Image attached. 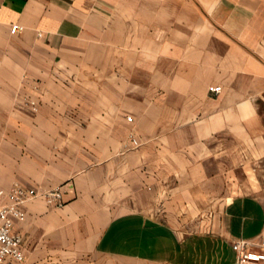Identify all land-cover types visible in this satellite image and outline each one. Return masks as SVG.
<instances>
[{"label": "crops", "instance_id": "crops-1", "mask_svg": "<svg viewBox=\"0 0 264 264\" xmlns=\"http://www.w3.org/2000/svg\"><path fill=\"white\" fill-rule=\"evenodd\" d=\"M13 183L63 201L23 205L15 264H236L264 234V0H0Z\"/></svg>", "mask_w": 264, "mask_h": 264}, {"label": "built area", "instance_id": "built-area-1", "mask_svg": "<svg viewBox=\"0 0 264 264\" xmlns=\"http://www.w3.org/2000/svg\"><path fill=\"white\" fill-rule=\"evenodd\" d=\"M22 30L19 25H12L10 33L15 34ZM209 92L218 95L221 87H209ZM130 120V118H127ZM40 198L48 205L60 207L63 205L62 191L55 188L43 192L34 189H25L14 183L8 191L0 190V264H15L24 261L22 238L14 232L16 223L23 222L25 212L23 205L28 201ZM233 249L236 264H264V234L259 244L246 241H234Z\"/></svg>", "mask_w": 264, "mask_h": 264}, {"label": "rangeland", "instance_id": "rangeland-1", "mask_svg": "<svg viewBox=\"0 0 264 264\" xmlns=\"http://www.w3.org/2000/svg\"><path fill=\"white\" fill-rule=\"evenodd\" d=\"M29 106L31 107V109L33 110V111H37V105L34 103V102H29ZM14 184V183H13ZM12 184V185H13ZM18 184V183H17ZM21 186V185H20ZM58 188V187H57ZM60 188V187H59ZM55 189V188H54ZM36 191V190H35ZM44 191V190H43ZM43 191H37V192H43ZM40 199V198H39Z\"/></svg>", "mask_w": 264, "mask_h": 264}]
</instances>
